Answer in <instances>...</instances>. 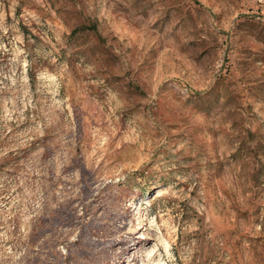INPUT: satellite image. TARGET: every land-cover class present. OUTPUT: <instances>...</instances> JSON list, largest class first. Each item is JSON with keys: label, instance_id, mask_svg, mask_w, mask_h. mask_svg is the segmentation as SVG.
<instances>
[{"label": "rangeland", "instance_id": "obj_1", "mask_svg": "<svg viewBox=\"0 0 264 264\" xmlns=\"http://www.w3.org/2000/svg\"><path fill=\"white\" fill-rule=\"evenodd\" d=\"M264 264V0H0V264Z\"/></svg>", "mask_w": 264, "mask_h": 264}, {"label": "bare ground", "instance_id": "obj_2", "mask_svg": "<svg viewBox=\"0 0 264 264\" xmlns=\"http://www.w3.org/2000/svg\"><path fill=\"white\" fill-rule=\"evenodd\" d=\"M159 264V263H158Z\"/></svg>", "mask_w": 264, "mask_h": 264}]
</instances>
